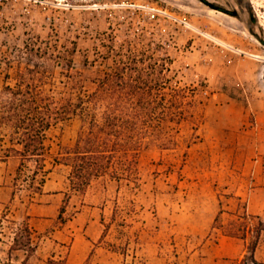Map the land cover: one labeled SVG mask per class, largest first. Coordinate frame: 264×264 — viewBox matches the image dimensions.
Segmentation results:
<instances>
[{"label": "rangeland", "instance_id": "rangeland-1", "mask_svg": "<svg viewBox=\"0 0 264 264\" xmlns=\"http://www.w3.org/2000/svg\"><path fill=\"white\" fill-rule=\"evenodd\" d=\"M207 1L219 10L200 0H0V87L15 83L33 49L49 72L45 89L56 97L93 91L105 71L132 53L143 57L144 68L149 57L165 62L166 98L171 88L185 91V119L164 126L168 146L154 142L139 151L135 182L103 176L83 194L69 191V169L53 158L73 144L77 118L48 131L43 193L13 195L17 159L0 162V207L34 232L35 254L26 264H237L242 241L211 224L219 209L225 222L247 202L249 213L264 219L263 180L254 178L263 175L257 162L263 164L264 152L256 144L263 120L256 116L264 0ZM144 6L169 16L150 19ZM241 96L250 103L240 104ZM101 218L107 229L98 241ZM89 237L95 246L87 254ZM8 246L4 236L3 260ZM24 255L13 251L10 258L19 263ZM255 257L264 262L263 233Z\"/></svg>", "mask_w": 264, "mask_h": 264}, {"label": "trees", "instance_id": "trees-1", "mask_svg": "<svg viewBox=\"0 0 264 264\" xmlns=\"http://www.w3.org/2000/svg\"><path fill=\"white\" fill-rule=\"evenodd\" d=\"M32 56H37L33 49L26 57L27 66L16 71L13 85L0 87V162L17 159L13 195L15 190H25L30 198L43 193L49 172L45 166L47 134L66 120L77 118L80 128L73 144L60 147L53 161L68 167L69 191L83 194L94 179L103 176L135 182L139 151L154 142L168 146L172 139L164 126L185 119L184 89L171 88L170 98L161 93L166 79L164 61L149 57L151 62L144 68L139 66L143 57L132 53L105 71L93 91L56 97L45 89L49 72ZM64 212L65 201L57 215L61 222ZM224 212L219 209L211 228L242 241L237 264H264L255 257L264 219L249 213L245 203L226 212L230 217L225 222L221 221ZM100 223L104 228L98 241L107 229L102 218ZM4 236L9 238V246L6 260L0 257V264H26L35 254L33 229L27 220L11 219L7 206L0 207V242ZM19 250L24 258L12 262L11 253Z\"/></svg>", "mask_w": 264, "mask_h": 264}, {"label": "crops", "instance_id": "crops-1", "mask_svg": "<svg viewBox=\"0 0 264 264\" xmlns=\"http://www.w3.org/2000/svg\"><path fill=\"white\" fill-rule=\"evenodd\" d=\"M260 60L262 61L261 63L263 64V65L261 64L262 67L260 68V70H261L260 74H261V76L263 78V97H261V98H259L257 100L259 102V104L261 105V109L257 112V116L256 117L259 118L260 120H263V126L260 129V131H261V134H260L261 141L257 142L256 144H258L259 149L263 148V152H264V50H263V55H261ZM236 100L240 104H243V103L247 104V103H250V101H251L250 98L247 97V96H241V98H238ZM252 133H254V132H252ZM257 166L260 167L261 169H263V175H257L256 174L254 178L257 181H259V182H261L263 180V194H264V155H263V164H261L260 161H259V162H257ZM250 197H252L251 193L249 194V199H250ZM245 204H246V208H247V211H248V208H249L250 204H249V202H247ZM94 221L95 220L90 219L89 222L86 224L85 230L88 231L90 229V227L94 224ZM87 241L91 244V247L89 248L88 253H87V254H89V252L91 251V249H93V247L95 245H94L92 237L87 238ZM257 260H259V259H257Z\"/></svg>", "mask_w": 264, "mask_h": 264}, {"label": "built area", "instance_id": "built-area-1", "mask_svg": "<svg viewBox=\"0 0 264 264\" xmlns=\"http://www.w3.org/2000/svg\"><path fill=\"white\" fill-rule=\"evenodd\" d=\"M144 8L146 9V14L147 17L150 19H156L159 18L160 15L163 16V18H165L166 16H169L166 11L157 8V7H149V6H144Z\"/></svg>", "mask_w": 264, "mask_h": 264}, {"label": "water", "instance_id": "water-1", "mask_svg": "<svg viewBox=\"0 0 264 264\" xmlns=\"http://www.w3.org/2000/svg\"><path fill=\"white\" fill-rule=\"evenodd\" d=\"M202 1L204 4H206L209 8L215 9V10H219V6L215 5L214 3L207 1V0H200Z\"/></svg>", "mask_w": 264, "mask_h": 264}]
</instances>
